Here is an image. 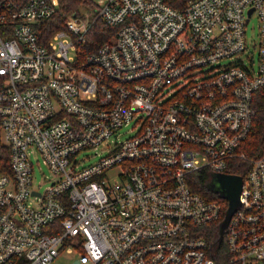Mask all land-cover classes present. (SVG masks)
<instances>
[{
    "label": "built area",
    "instance_id": "2783aa9c",
    "mask_svg": "<svg viewBox=\"0 0 264 264\" xmlns=\"http://www.w3.org/2000/svg\"><path fill=\"white\" fill-rule=\"evenodd\" d=\"M92 2L49 35L59 0H0V264H53L62 249L76 264H264V154L244 150L264 88V0ZM98 20L114 33L88 51ZM35 153L54 176L44 192ZM203 171L243 178L220 263L206 236L227 208L192 189Z\"/></svg>",
    "mask_w": 264,
    "mask_h": 264
},
{
    "label": "trees",
    "instance_id": "16d2710c",
    "mask_svg": "<svg viewBox=\"0 0 264 264\" xmlns=\"http://www.w3.org/2000/svg\"><path fill=\"white\" fill-rule=\"evenodd\" d=\"M169 3L176 7L182 8L185 6L188 0H168ZM93 5L92 0H59L58 12L45 23V30L50 35L56 31L64 29L66 16L74 13H80L85 6ZM113 29L101 20L95 22L89 36H88V51L96 50L100 45L109 41L113 36ZM48 35V36H49ZM254 108L256 114L253 120V127L248 140L244 144V150L252 157L257 158L264 154V88H261L256 94L254 99ZM9 149L1 141L0 131V172L9 171ZM244 168L241 170H234V173L245 175L246 170L250 167V164L243 163ZM213 182V175L208 171H203L194 174V180L192 183V189L205 196H211L212 198H222V203L226 210L228 202L219 194L214 195L210 193L209 186ZM217 194V193H216ZM221 223L212 224L209 227V233L207 239L209 242H213L220 236ZM60 233V229L58 230ZM226 246L223 240H221L217 246L211 251L210 256L214 258L218 263L222 262L225 258Z\"/></svg>",
    "mask_w": 264,
    "mask_h": 264
},
{
    "label": "rangeland",
    "instance_id": "374dc122",
    "mask_svg": "<svg viewBox=\"0 0 264 264\" xmlns=\"http://www.w3.org/2000/svg\"><path fill=\"white\" fill-rule=\"evenodd\" d=\"M93 8V5L85 6L82 8L83 10L90 11ZM258 19L254 16L251 21L245 26L246 30V39L257 40L258 36ZM253 51V56L257 57V51ZM248 62V59H244ZM134 136V132L131 131V127L123 128L118 136V141H122L126 138ZM1 139L4 142V137L1 133ZM107 151H105L104 147H98L97 149H92L90 151H82L77 159L79 161V165L86 166L89 164H93L99 160L102 155H105ZM32 162H33V187L35 189L44 192L53 182L54 176L50 170V168L43 162V158L39 153L32 154ZM244 162L241 163V166L244 168ZM240 163L237 162V165ZM114 171L110 172V177H113ZM79 258V254L76 250L68 251L66 249L60 250L58 256L54 259L53 264H76V261Z\"/></svg>",
    "mask_w": 264,
    "mask_h": 264
},
{
    "label": "water",
    "instance_id": "95a60500",
    "mask_svg": "<svg viewBox=\"0 0 264 264\" xmlns=\"http://www.w3.org/2000/svg\"><path fill=\"white\" fill-rule=\"evenodd\" d=\"M252 10L249 12L251 15ZM243 178L238 175L216 174L213 175V182L209 189L213 192L219 193L221 197L227 200L228 207L225 218L221 224L220 236L217 240L212 242L215 247L223 238L225 229L235 211L240 207V194L242 191Z\"/></svg>",
    "mask_w": 264,
    "mask_h": 264
}]
</instances>
